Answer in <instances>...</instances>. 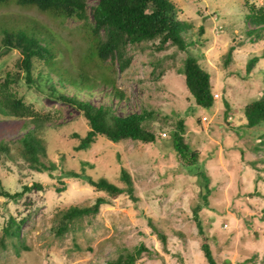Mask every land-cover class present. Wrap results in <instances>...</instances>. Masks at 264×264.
I'll return each mask as SVG.
<instances>
[{
    "label": "rangeland",
    "instance_id": "1",
    "mask_svg": "<svg viewBox=\"0 0 264 264\" xmlns=\"http://www.w3.org/2000/svg\"><path fill=\"white\" fill-rule=\"evenodd\" d=\"M171 1L179 10L183 51L170 43L159 49L157 38L131 44L126 49L130 61L121 71L94 54L89 8L96 0H86L85 20L0 4V27L11 16L37 21L57 42L64 74L83 71L79 78L94 84L90 94L78 90L79 99L110 106L119 115L145 109L151 115L144 127L154 134L147 143L112 142L97 135L88 148L74 150L88 130L81 111L48 94L51 81L43 75L48 71L37 59L34 80L26 83L16 66L18 51H3L0 43V80L6 72H19L10 88L37 114L49 116L34 130L45 148L39 160L46 169L39 172L17 152L21 147L16 139L32 128L31 119L15 118L0 107V128H7L0 141L8 148L0 152V185L9 193L19 192L14 198L0 195V264H105L139 244L146 251L133 264H207L196 218L217 264H264V123L246 127L242 114L244 104L263 94L264 34L261 39L246 36L244 0ZM185 56L208 74L209 108L196 106L184 86ZM47 76L53 80L56 75ZM64 87V94L73 93L69 85ZM115 91L121 99L112 96ZM178 121L184 143L198 153L189 165L172 149ZM122 169L132 190L115 196L83 178L62 174L71 170L125 188L119 178ZM24 185L30 189L22 190ZM97 196L106 203L96 213L62 216L68 207L89 206ZM9 217L22 220L19 239L2 235ZM61 224L66 229L57 235Z\"/></svg>",
    "mask_w": 264,
    "mask_h": 264
},
{
    "label": "trees",
    "instance_id": "2",
    "mask_svg": "<svg viewBox=\"0 0 264 264\" xmlns=\"http://www.w3.org/2000/svg\"><path fill=\"white\" fill-rule=\"evenodd\" d=\"M0 4L27 7H34L39 12H48L53 18H64L74 16L79 20L87 18L86 0H0ZM244 13L242 17L243 27L247 37L254 39L263 38L264 34V3L255 4L247 0L243 1ZM22 9V8H21ZM176 5L171 0H96L95 4L89 8L91 25L89 27V35L93 39L94 54L102 63L116 64L118 70H123L127 67L130 56L126 54L128 45L140 43L142 41H150L157 38L158 48L165 44H173L183 51V40L180 37L182 31L180 21L177 19ZM0 27V43L3 51L16 49L19 53L17 60V68L22 71L23 80L26 83H31L33 61L37 59L47 69V73L43 74L45 80L51 81L47 85L48 94L54 95L65 103L72 104L81 111L82 116L86 120L88 130L84 136L79 138L78 143L74 146V150H84L93 143L97 135L103 136L106 139L117 142L123 139L137 140L144 143L154 140V134L151 130L144 127V122L150 117V112L145 109L132 111L124 115L114 113V110L107 105L99 104L92 105L85 99H79L76 95L78 90H83L90 94V90L94 84H90L88 79L79 78V71L75 75L66 76V69L62 68L57 60L59 47L54 37L46 28L33 19H28L22 16L9 17L4 19ZM200 32V31H199ZM230 51L226 52V59L230 57ZM264 56V49L260 53ZM257 57L254 56V60ZM252 64H250V67ZM113 70L114 67L112 66ZM41 70L37 75L41 76ZM55 74L53 80L47 74ZM19 72H6L0 80V107L5 110L10 116L15 118L29 117L32 128L27 129L24 134L16 139L19 156L31 168L42 171L46 169L44 164L39 160V156L45 157V148L41 139L35 135L34 130L49 119L47 115L40 116L29 104L17 97L15 92L10 88V84L18 80ZM43 76V77H44ZM183 83L193 102L196 106L209 108L213 104L212 94L210 93V84L208 74L197 65L192 56H185L182 64ZM69 85L73 89L71 95L64 94L60 89ZM112 96L121 99L122 94L118 91L113 92ZM226 113V112H224ZM244 117V126L253 127L264 123V89L263 94L258 98L253 99L242 107ZM182 122L178 121L176 130L172 133V149L178 157L184 159L186 164H192L198 159V153L191 150L184 143L181 131ZM3 128L0 132L6 130ZM8 151L6 143L0 141V152ZM50 162V160H49ZM51 169H55L52 162L49 163ZM199 175L203 176L201 171ZM65 176L83 178L88 184L97 189L104 190L110 195H117L125 190L130 194L132 187L131 181L128 179V174L122 169L120 170L119 178L126 184L125 188H120L117 185L107 181L105 178L92 180L88 175L76 173L68 170L62 172ZM34 188L40 189L39 183L31 184ZM30 187L24 185L22 190H29ZM62 190L63 188H57ZM21 190V191H22ZM19 192L9 193L0 185V195L3 197L14 198ZM106 203L103 196H97L93 203L89 206H70L62 216L68 219L77 217L83 214L96 213L100 204ZM199 206L193 209L194 218ZM198 231L201 234L200 250L207 264H217L213 259L206 238L201 233L199 222L194 219ZM22 220L15 221L9 217L5 226L2 228V235L19 239L20 226ZM66 227L61 224L56 228V234H62ZM159 240L164 243V235L158 233ZM141 251H146V248L139 244L132 252L117 256L114 260L108 261L105 264H133L140 256Z\"/></svg>",
    "mask_w": 264,
    "mask_h": 264
}]
</instances>
